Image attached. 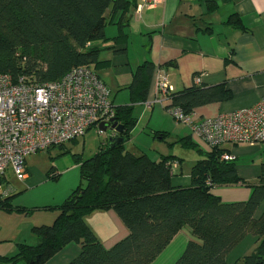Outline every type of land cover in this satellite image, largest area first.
<instances>
[{
	"label": "trees",
	"instance_id": "16d2710c",
	"mask_svg": "<svg viewBox=\"0 0 264 264\" xmlns=\"http://www.w3.org/2000/svg\"><path fill=\"white\" fill-rule=\"evenodd\" d=\"M132 4L130 0H0V72L45 82L61 78L74 67H97L101 49L88 43L106 37V11L112 5L114 12L121 11L116 23L119 35L128 36L125 23ZM154 71L153 63L144 62L134 72L129 86L134 102L146 100ZM231 96L223 85H194L174 92L172 100L191 114L199 106ZM133 110L131 105L115 106L114 117L124 126L125 141L136 123ZM156 136L165 139L168 134ZM124 142L111 145L108 140L83 161L81 178L86 184L57 206L53 224L33 227L37 244H19L14 255L0 256V264H45L70 242H78L82 251L68 264H150L185 226L192 229L193 238L174 264H228L227 254L248 233L258 243L241 259L242 264H264V212L255 216L264 198V163L258 182L248 184L238 175L235 161L221 158L227 149L206 151L192 137L180 138L175 142L196 149L203 157L192 166L190 185L173 186L168 161H181L179 157L164 155L156 161L147 154L132 153ZM237 183L253 188L248 200L224 203L212 192L214 186ZM10 197L0 198V208L12 210L7 207ZM95 209L115 210L129 229L109 249L84 220Z\"/></svg>",
	"mask_w": 264,
	"mask_h": 264
},
{
	"label": "crops",
	"instance_id": "0c3cea01",
	"mask_svg": "<svg viewBox=\"0 0 264 264\" xmlns=\"http://www.w3.org/2000/svg\"><path fill=\"white\" fill-rule=\"evenodd\" d=\"M130 1L133 3L132 9L125 23L128 36L119 35V24L116 23L119 22L121 11L114 12L113 5L110 6L106 17L109 18L107 26H111H106V37L88 43L89 47L101 49V64L97 67L85 66L95 70L109 87L114 106L134 107L133 117L136 123L129 139L124 142L126 148L128 142L133 143L136 151L132 153L147 154L156 161L164 155H171L170 150L161 146L154 149L153 142H157L158 138L162 140L160 136H156L157 133H166L167 138L174 134L176 140L190 136L195 141L189 126L170 123L171 114L167 107L155 102V75L159 68L166 73L174 92L194 85H223L230 90L232 96L229 99L194 109V118L197 120L254 106L264 97V0H163L154 7H145L139 14L135 3L138 4L141 0ZM236 18L240 19L242 27L237 26ZM144 62L155 65L153 80L146 100L134 102L129 86L134 72ZM197 77L200 78L198 83ZM125 88L129 94L122 92ZM196 143L201 147L199 142ZM224 148L237 156L235 163L238 175L248 184L257 183L264 163V142L256 145L226 144ZM168 162L174 170L172 185H190L191 172L185 174L183 160ZM28 171L26 180L29 184L35 183L37 178L29 168ZM248 184L217 185L212 188V192L224 203L242 202L248 200L253 191ZM73 186L74 183L70 184L68 191ZM15 196L12 191L3 197H10L7 207H12V210L0 208L11 219L8 224H0V256L14 255L22 243L37 244L39 239L32 232L33 227L53 224L59 214L57 206L63 201V198H57L59 201L54 203L55 206H49L54 209L44 215V210L32 211L26 206L14 204ZM263 212L264 198L255 216L259 218ZM3 213L0 212L5 215ZM84 220L107 249L129 234L128 227L113 209H95ZM192 238V229L189 226L183 227L150 264H174ZM257 243L255 235L246 234L227 254V263L242 264L241 259L252 253ZM81 251L78 242H70L45 264H68Z\"/></svg>",
	"mask_w": 264,
	"mask_h": 264
},
{
	"label": "built area",
	"instance_id": "2783aa9c",
	"mask_svg": "<svg viewBox=\"0 0 264 264\" xmlns=\"http://www.w3.org/2000/svg\"><path fill=\"white\" fill-rule=\"evenodd\" d=\"M161 2L141 0L136 12L139 14L145 7ZM199 81L197 77L196 83ZM155 88V102L165 105L177 122L188 125L195 141L206 151L224 148L226 144L264 142V97L254 106L197 120L194 112L187 114L173 105L175 90L161 68L156 71ZM114 116L109 87L88 66L74 67L61 78L45 82L26 75L15 79L0 72V198L12 192L10 175L18 180L28 178L30 155L65 145L92 128L104 134L100 126L108 124L110 128ZM112 130L114 133L109 137L117 135ZM221 158L235 161L237 156L225 152Z\"/></svg>",
	"mask_w": 264,
	"mask_h": 264
},
{
	"label": "rangeland",
	"instance_id": "374dc122",
	"mask_svg": "<svg viewBox=\"0 0 264 264\" xmlns=\"http://www.w3.org/2000/svg\"><path fill=\"white\" fill-rule=\"evenodd\" d=\"M109 26L111 25L107 27ZM98 43L101 44L99 41ZM122 92L129 94L126 88ZM170 118V123H179L171 115ZM179 124L188 126L184 123ZM112 133L114 131L111 128H108L104 134H99L97 129L93 128L85 136L68 141L63 148L57 146L30 155L27 158V165L32 175L37 178V181L29 184L27 180H18L15 176L10 175L8 178L10 188L16 194L14 204L26 206L31 208L32 211L44 210V215H47L46 212H51L54 209L49 206H55L54 203L59 201L57 198H63L62 204L67 195L71 193L70 191L75 189L79 183L82 182V185L86 184V181L84 179L82 181L80 177L81 163L98 152L108 142V137ZM173 135H170V138L166 137L162 140L158 138L157 142H153V147L156 149V146L159 148L161 146L170 150L169 153L171 155H175L183 160L185 174L186 172L190 173L192 166L201 158V154L196 149H189L180 143H176V136ZM126 146L128 150L131 149V152L136 151L132 142H128ZM66 149H68V152L64 153ZM53 175L58 176L50 178ZM72 183H74V186L68 191ZM66 193L68 194L66 195ZM0 212L3 213V211ZM10 221L11 219L8 214H0V224H8ZM7 226L10 227V225Z\"/></svg>",
	"mask_w": 264,
	"mask_h": 264
},
{
	"label": "water",
	"instance_id": "95a60500",
	"mask_svg": "<svg viewBox=\"0 0 264 264\" xmlns=\"http://www.w3.org/2000/svg\"><path fill=\"white\" fill-rule=\"evenodd\" d=\"M111 126L110 128L115 129L117 131L116 136L109 137V144L114 145L118 143H123L125 141L124 137L121 135L124 131V126L122 124H118L117 120L114 118L111 119ZM104 131L108 129V124H102L100 126Z\"/></svg>",
	"mask_w": 264,
	"mask_h": 264
}]
</instances>
